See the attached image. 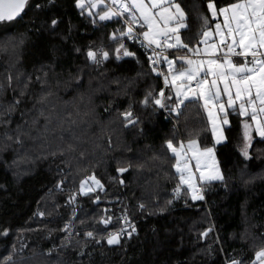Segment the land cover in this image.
Here are the masks:
<instances>
[{"label":"trees","instance_id":"16d2710c","mask_svg":"<svg viewBox=\"0 0 264 264\" xmlns=\"http://www.w3.org/2000/svg\"><path fill=\"white\" fill-rule=\"evenodd\" d=\"M177 2L188 24L182 39L190 48L199 47L203 39L199 18L208 16L210 29L216 23L207 9L208 0ZM213 2L220 7L236 0ZM101 10L107 9L99 13ZM88 12L87 7L78 8L76 0H29L25 14L15 23L17 33L31 35L13 75L23 73L22 81L30 75L33 84L8 130L14 135L20 125L30 135L22 137L23 148L0 135V264L14 246L21 264H226L229 256L251 264L256 252L264 248V144H256L251 153L250 171L258 178L248 187L241 186L238 145L242 119L233 115L232 142L227 148L218 146V159L225 162L233 182L228 188L214 184L206 193V203L180 198L168 205L178 175L176 158L166 148V141L172 139L179 146L196 139L201 147L212 146L206 112L202 104H188L182 106L179 116L172 114V120H166L163 110L153 114L151 106L143 107L149 86L157 92L163 88L150 71V53L128 40L125 43L136 57L116 59L119 45L112 37L114 33L119 37L116 30L123 23H117V18L103 22L98 13L90 17ZM53 18L59 21L55 29L50 27ZM89 49L108 51L109 59L95 65L87 58ZM170 53L189 54L186 49ZM7 61V55L0 56V81ZM41 64L52 65L45 69L49 75L43 88L35 82L38 74L42 77L38 72ZM117 79L120 84L113 83ZM130 81L135 83L128 86ZM78 82L82 86L77 87ZM48 92L53 95L41 103ZM17 94L0 96V105L6 106ZM130 106L139 122L125 128L121 114ZM3 131L0 127V133ZM68 143L76 151L48 155ZM44 156L47 158H41ZM118 168L128 171L120 173ZM93 174L103 190L91 193V198L78 196L80 208L73 221L68 196L78 192L80 183ZM65 176L63 192L50 193ZM140 203L146 205L143 211L138 208ZM125 208L136 227L131 238L122 237L120 245L109 246L99 236V243L84 236L86 231L107 236L119 229L122 222L118 218ZM39 212L45 216L40 217ZM108 215L112 216L109 225L97 223ZM70 221L73 233L68 242L62 229ZM208 228L213 232L201 238L200 233Z\"/></svg>","mask_w":264,"mask_h":264},{"label":"snow or ice","instance_id":"6c2138e0","mask_svg":"<svg viewBox=\"0 0 264 264\" xmlns=\"http://www.w3.org/2000/svg\"><path fill=\"white\" fill-rule=\"evenodd\" d=\"M103 0H89L90 7L96 8ZM29 0H0V56L7 55V70L4 79L0 81V96L7 92L18 93L8 100L6 106L0 105V127L4 131L0 133L6 141L15 144L20 148L24 147V135H30L21 130L17 125L16 133L13 135L8 130V126L13 123L12 116L22 103H25L24 97L27 90L32 86L33 80L29 75L26 80H21L23 73L17 72L13 75V69L22 61V50L28 44L31 33H17L15 23L17 18L24 12ZM111 5L117 8L109 7L102 13H98L100 21H109L115 17H123L124 23L116 32L119 37L113 34L112 39L118 43L119 47L115 49L116 59L121 57H136V53L129 50L125 41L131 40L138 42L140 47L145 49V53L151 51L148 56V62L153 65L150 71L155 72L157 77L161 75L156 71L155 65L158 59H163L167 64L169 75H164V85L167 88H160L157 92L149 86L145 92V98L142 106L152 107L153 114L163 112L165 119H169L172 114L179 116L182 106L188 104H202L206 112L207 122L211 125L212 146L199 147L196 139H190L187 148L183 143L177 148L173 140L166 141V148L175 156V172L178 175V183L173 189L171 199L166 203L171 205L173 200L184 198L186 200L206 201L207 191L216 183L225 188L233 182V177L227 175L225 162L218 159V146L227 148L231 144L230 133L233 129L231 117L237 115L242 120L243 135L239 147V163L243 165L239 169L238 181L243 187L253 184L258 178L250 171L251 162L254 156L251 154L256 144H264V0H236L226 6L217 7L213 0H208L207 9L211 18L223 17V21L214 25V33L210 29V18L201 16L202 36L204 39L199 43L207 44L208 39L213 34L219 38L218 43H212L201 52L199 47L190 48L189 42L182 39V30L188 28L186 23V13L177 0H111ZM76 6L82 11L85 7L84 0H76ZM158 9V11H153ZM126 14V15H125ZM88 15L94 14L89 11ZM95 23V19L92 21ZM117 23L120 20L117 19ZM163 24V27L160 24ZM59 21L53 18L50 27L55 29ZM139 26V31L136 29ZM37 32L41 29L37 28ZM142 37V38H141ZM163 38V41L161 40ZM171 41V42H170ZM162 43L167 48H161ZM160 49V51H157ZM167 49H186L193 56H205L207 59H193L185 55L177 57L181 61L179 67L176 61L164 56ZM79 51V49H76ZM87 58L95 65L102 64L109 59V52L100 49L93 51L89 49ZM51 64H41L38 69L41 75H37L35 82L41 84L42 88L48 82L49 72L45 69H51ZM113 83L120 84V81L114 80ZM130 81L128 86L134 84ZM22 85V88H21ZM82 85L77 83V87ZM53 93L48 92L41 99V103ZM187 102V104H186ZM43 116L44 112L41 111ZM124 127H135L139 122L134 116L131 106L122 114ZM47 120L48 118L45 117ZM25 124L27 121L24 122ZM33 123H36L34 121ZM75 124V121H72ZM47 130V125H45ZM199 135V133H197ZM63 140V136L60 138ZM111 146V138H108ZM7 145L5 147H8ZM76 151V146L68 143L66 148L61 147L58 151L48 153L53 157L63 156L65 152ZM189 153H191L189 155ZM220 152L219 155H223ZM81 157L85 155L82 151ZM46 159L47 156L41 157ZM194 161V165L191 162ZM195 171H194V170ZM128 171L127 168H118V172ZM196 173L199 175L197 176ZM67 177L58 180L53 189L49 192H63ZM92 183L89 184L88 181ZM124 181L121 180L120 183ZM103 184L96 178L95 174L89 176L80 183L78 192L71 193L68 196L67 204L73 207V221L76 218V210L80 208L78 196L90 197L91 193L97 189L103 190ZM99 201V195L95 197ZM138 208L143 211L146 208L144 203H140ZM107 212L108 210L105 209ZM163 211V209H161ZM40 217H44V212H39ZM122 224L119 229L109 232L107 236L101 235L98 231H86L84 236L87 239L99 243V239H106L109 246L120 245L122 237L131 238L136 232V227L128 218L125 208L122 215L118 218ZM112 222V216L101 217L97 223L105 226ZM84 221H81L83 224ZM67 236L68 242L72 239V221L67 223L62 229ZM213 232V228H208L200 233L201 238L208 237ZM7 235V232L4 233ZM79 235V233H76ZM83 255V253H81ZM256 258L251 264H264V248L257 251ZM3 264H21L17 259V250L15 246L11 254L6 256ZM226 264H245L243 259H236L233 256L228 257Z\"/></svg>","mask_w":264,"mask_h":264},{"label":"built area","instance_id":"2783aa9c","mask_svg":"<svg viewBox=\"0 0 264 264\" xmlns=\"http://www.w3.org/2000/svg\"><path fill=\"white\" fill-rule=\"evenodd\" d=\"M102 3H103V7H105V8H109V7L117 8L118 7V6L111 5V0H103ZM116 18L119 19L122 23H124V18L123 17H116ZM135 27H136L137 30H139L138 26H135ZM131 42L134 43L133 41H131ZM134 44H136L138 46V48L145 50L144 48L140 47V45H139L138 42H136ZM161 48H165L166 49L167 46L162 43ZM157 51H160V49H157ZM148 52L150 53V55H152L151 51H148ZM164 56H166L167 58H173V57H175V56H172L171 55L169 49H167V51L164 52ZM179 56H181V55H179ZM152 67H153V65H152ZM155 67H156V71L161 73V75L158 78L160 79V81L162 83V86H163V88L166 91L167 88L164 85V79H163V77H164V75H168V73L166 72V69H165V62H164V60L163 59H158V62L155 65ZM154 74H155V76H157L155 72H154ZM167 120H172V116L169 119H167ZM203 202L206 203V201H203Z\"/></svg>","mask_w":264,"mask_h":264},{"label":"crops","instance_id":"0c3cea01","mask_svg":"<svg viewBox=\"0 0 264 264\" xmlns=\"http://www.w3.org/2000/svg\"><path fill=\"white\" fill-rule=\"evenodd\" d=\"M145 2L148 3V0H145ZM88 6H89V5H88ZM101 8H103V7L101 6ZM103 9H104V8H103ZM153 11H154V12H155V11H158V9H153ZM112 20H113V19H112ZM214 20L216 21V23H217V22H221V23H222V21H223V17L221 16V17L215 18ZM136 26H138V25H136ZM160 26L163 27L162 22H161ZM143 30H147V29L145 28V29H143ZM184 30H185V29H184ZM184 30H182V31H184ZM211 30H212L213 33H214V27H213ZM203 39H204V38H203ZM161 40H163V38H161ZM218 40H219V38L216 37V36L213 34V36H211V37L208 39V43H207V44H201V45L199 46L201 52H203L204 48L207 47L208 45H210V44H212V43H218ZM170 42H171V41H170ZM169 50H170V51H173V50H183V49H169ZM187 55H188V56H191L193 59H197V58H199V59H207V57H205V56H199V57H197V56H193L192 53H190V52H189V54H187ZM183 56H185V55H183ZM183 56L175 55V57L170 58V59H171V60H176L177 57H183ZM168 59H169V58H168ZM176 61L178 62V65L180 66L181 61H178V60H176ZM165 69H166V71H168V70H167V64H166V63H165ZM198 203H200V202H198Z\"/></svg>","mask_w":264,"mask_h":264},{"label":"rangeland","instance_id":"374dc122","mask_svg":"<svg viewBox=\"0 0 264 264\" xmlns=\"http://www.w3.org/2000/svg\"><path fill=\"white\" fill-rule=\"evenodd\" d=\"M84 3H85V7L88 8V11H91V12L94 13V14L99 13V12H100V9H102L101 6L103 7V3H100V4L98 5V7H96V8H92V7H90L89 0H84ZM88 5H89V6H88ZM103 8H105V7H103ZM105 9H107V8H105ZM103 11H105V10H101V13H102ZM115 18H116V17H115ZM113 19H114V18H113ZM109 21H111V20H109ZM103 22H108V21H103ZM169 59H170V58H169ZM174 61H176V60H174ZM176 66L179 67L177 61H176ZM167 70H168V67H167ZM166 72L168 73V75H169V80H170V78H171V77H170V73H169V71H166ZM241 119L243 120V119H245V118H241ZM210 127H211V125H210ZM242 135H243V126H242ZM241 138H242V137H241ZM240 143H241V141H240ZM240 143H239V144H240ZM197 144H198L199 147H201L198 141H197ZM183 145H184L185 148H187L188 142L183 143ZM175 147L179 148L180 145H179V146H175ZM201 148H202V147H201ZM238 149H239V147H238ZM171 154H172V153H171ZM190 154H191V153H189V155H190ZM172 155H173V154H172ZM191 164L194 165V161H192ZM193 170H194V169H193ZM194 171H195V170H194ZM196 175L198 176L199 174L196 173ZM88 183L91 184L92 182L89 180ZM97 190H98V189H97ZM97 190H96V191H97ZM198 202H202V201H195L194 203H198Z\"/></svg>","mask_w":264,"mask_h":264},{"label":"water","instance_id":"95a60500","mask_svg":"<svg viewBox=\"0 0 264 264\" xmlns=\"http://www.w3.org/2000/svg\"><path fill=\"white\" fill-rule=\"evenodd\" d=\"M27 6H28V5H27ZM27 6H26V7H27ZM25 10H26V8H25ZM25 10H24V12L21 14V16L17 18V20H19V19L25 14Z\"/></svg>","mask_w":264,"mask_h":264}]
</instances>
